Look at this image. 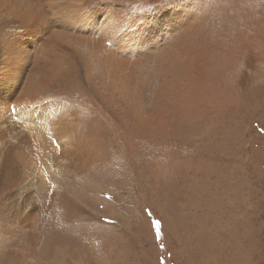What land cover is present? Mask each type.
<instances>
[{"label": "rangeland", "instance_id": "374dc122", "mask_svg": "<svg viewBox=\"0 0 264 264\" xmlns=\"http://www.w3.org/2000/svg\"><path fill=\"white\" fill-rule=\"evenodd\" d=\"M64 1L0 12V264H264V0Z\"/></svg>", "mask_w": 264, "mask_h": 264}, {"label": "bare ground", "instance_id": "6f19581e", "mask_svg": "<svg viewBox=\"0 0 264 264\" xmlns=\"http://www.w3.org/2000/svg\"><path fill=\"white\" fill-rule=\"evenodd\" d=\"M52 1V0H51ZM54 1V3H52V5H54V7L56 6V8L59 10V9H61V7L60 6H58L57 5V3H56V0H53ZM61 1H64V0H61ZM71 1H74V0H71ZM70 1V2H71ZM30 2H33V0H0V12L1 13H4L5 15H6V10H9V9H7V7H5V6H7V4L8 3H13V4H15V6H16V12H15V14H14V16H17V15H21V11H23L24 9V12H26L28 15H29V12H30V10L28 9V7L27 8H23L22 9V6L24 5V4H28V6H29V8H31V3ZM45 2V1H44ZM65 2V1H64ZM39 4H41V3H39ZM50 4V3H49ZM70 5H73V4H71V3H69ZM81 5H83V4H81ZM81 5H78V7L76 8V9H78V8H81ZM179 5V4H178ZM190 5V4H189ZM192 5V4H191ZM190 5V6H191ZM53 7V6H52ZM65 7V9L66 10H70V7L69 6H67V5H65L64 6ZM188 7V6H187ZM8 8H9V6H8ZM44 8V7H43ZM76 9H71V10H76ZM110 9V8H109ZM193 9V8H192ZM191 9V10H192ZM11 10V9H10ZM43 10V9H42ZM70 10V11H71ZM87 10V9H86ZM104 10V9H103ZM91 11V10H90ZM8 12V11H7ZM13 12V11H12ZM69 12V11H68ZM70 13H73L72 15L70 14ZM70 13H66L65 15H63V18H61V20H63L64 22H69L70 23V25H72V22L75 24V25H77L78 27H79V23L81 22V20H79L78 21V18L80 19V17L82 18V16H79L80 15V13H79V11L78 12H70ZM102 13V12H101ZM101 13H97L98 15H100ZM105 13V12H104ZM189 13H191V12H189V11H186V10H180L179 12H174L172 15H170L169 16V14L168 13H166V12H164L162 15L161 14H158V15H154L153 17L152 16H149L147 19H145V20H143L142 22V26H144V28H142L143 29V32H141L140 30L138 31V33L135 31V35H134V37L133 38H129V37H127L126 39H128L127 41H124V40H122L121 38H119L118 36H116L115 35V33H113L112 34V32H113V30H121L120 29V27H123L122 25H121V22H120V20L119 19H117V17H114V16H117V15H114V14H111L110 12H108V16H105V17H102V21L100 22V20L97 18V14H95V15H97L96 17H94L93 19H91V17H90V19H91V22L89 23V26H88V28H86V29H80L83 33H87V34H89L88 35V37L86 38L85 37V35L84 34H82V33H79V38L77 39L76 37H74V36H72V33L70 34L67 30H64V29H61V30H57L58 32H55V35L58 37V39H70L71 41H74L73 40V37L75 38V40L76 41H79L80 43H82L85 39H87V40H85L84 41V43H89V44H91V46H94L92 49H93V53L96 55V58H97V60H98V63H100V64H102V65H104L105 66V68H107V69H110L109 67H108V63H116L117 61L115 60V57L114 56H112L111 58H108L107 56H106V54H107V49L105 48V47H101L102 45H103V42H104V39H105V36H106V34L109 32V34L111 35V42H107V43H110L111 45H112V42L113 43H116V45H118V44H120V45H118V47L116 48V46L113 44L112 46H113V48L118 52V51H121L122 52V50H124V48L123 47H128L127 45H126V43L128 44V45H130L133 41H135V39H136V36L137 37H139V38H143V40L145 39V41L146 42H149L150 41V38H155V37H158V35L159 34H162L161 33V28H160V24H161V22L158 24V21H156V22H154V20H156L157 18H158V16H164V15H167L166 16V18H168L169 17V19H170V21H172V20H175L174 21V23H184V17L186 18V19H190L189 18ZM8 15H9V13H7ZM50 14H52V13H50ZM74 14H77V15H74ZM81 14H83V13H81ZM112 15V17H113V19H114V21L112 22L111 20H108L109 19V17H111V15ZM33 15V14H32ZM52 15H54V16H57L56 14H52ZM105 15H107V14H105ZM1 16V15H0ZM31 16V15H30ZM60 16V15H59ZM23 17H25V16H23ZM32 17V16H31ZM18 18V17H17ZM16 18V19H17ZM21 18V17H20ZM164 18V17H163ZM195 18V17H194ZM15 19V18H14ZM39 19V18H38ZM159 19V18H158ZM165 19V18H164ZM12 20V19H11ZM22 20H23V18H21V20H19L18 19V21L20 22H22ZM87 20V19H86ZM159 20H162V19H159ZM2 21V20H1ZM25 21H26V19H25ZM165 21V20H164ZM167 21V20H166ZM27 22V21H26ZM28 22H29V20H28ZM154 22V23H153ZM3 23V22H2ZM85 23V22H84ZM46 24V23H45ZM130 24V23H129ZM153 24V25H152ZM24 25V24H23ZM120 25V26H119ZM135 25H137V24H134V26ZM165 25V24H164ZM167 25V24H166ZM165 25V26H166ZM9 26V25H8ZM27 26V25H26ZM83 26V25H82ZM141 26V27H142ZM2 27V26H1ZM31 27V26H30ZM63 28H65L64 26H62ZM138 27V26H137ZM163 27V26H162ZM73 28V27H72ZM80 28V27H79ZM85 28V27H84ZM140 28V27H139ZM164 28V27H163ZM30 29V28H29ZM5 30V29H4ZM1 32H2V30H0ZM75 31V30H74ZM10 32V31H9ZM73 32V31H72ZM2 34V33H1ZM9 34V33H8ZM7 34V35H8ZM32 34V33H31ZM3 35V34H2ZM18 35H20V34H18ZM27 35V34H26ZM39 35V34H38ZM5 36H6V34H5ZM9 36H10V34H9ZM30 36V35H29ZM29 36H27V37H29ZM33 37V36H32ZM99 37V38H98ZM162 37H163V35H162ZM4 39H5V37H4ZM32 39V38H31ZM157 39V38H156ZM162 39V38H161ZM166 39V38H165ZM2 40V39H1ZM55 40H56V38H55ZM88 40H90V41H88ZM5 41H7V40H5ZM19 41H21V40H19ZM28 41V40H27ZM88 41V42H87ZM9 42V41H8ZM16 42H18V41H16ZM26 42V41H25ZM143 42V41H142ZM7 43V42H6ZM54 43V42H53ZM63 43V42H62ZM122 43H124V44H122ZM1 44V43H0ZM16 44H18V43H16ZM29 44V43H28ZM31 44V43H30ZM122 44V45H121ZM138 43H136V45H137ZM154 44V42L152 43V45ZM2 45V44H1ZM8 45V44H7ZM13 45V44H12ZM26 45V44H25ZM139 45V44H138ZM151 45V46H152ZM27 46V45H26ZM44 47V46H43ZM26 49V48H25ZM30 49H32V48H30ZM112 49V48H111ZM4 50H6V48L4 49ZM110 52V51H109ZM91 53V52H90ZM114 53V52H113ZM116 53V52H115ZM123 53H124V51H123ZM134 53V52H133ZM147 53V52H146ZM48 54V53H47ZM125 55V54H124ZM4 56V55H3ZM84 56H86V55H84ZM132 56V55H131ZM6 57V56H5ZM48 57V56H47ZM122 57H124V56H122ZM42 59V58H41ZM46 59V58H45ZM56 59V58H55ZM5 60V59H4ZM17 60V59H16ZM3 61V60H2ZM18 61V60H17ZM27 61V60H26ZM77 61V60H76ZM80 61V60H79ZM19 62V61H18ZM90 62V61H89ZM54 63V62H53ZM68 63V62H67ZM120 63V62H119ZM5 64V63H4ZM43 67V66H42ZM5 68V67H4ZM23 68H24V66H23ZM91 68V67H90ZM4 70V69H3ZM10 70V69H9ZM12 71V70H11ZM91 73V72H90ZM1 78V77H0ZM2 80V79H1ZM16 80V79H15ZM22 81V80H21ZM1 82V81H0ZM5 84V83H4ZM17 85V84H16ZM8 89V88H7ZM6 92H7V90H6ZM8 94V93H7ZM3 95V94H2ZM4 96V95H3ZM4 98V97H3ZM2 103L3 104H6V103H8L7 102V99L6 98H4V101H2ZM2 105V104H1ZM5 106V105H4ZM4 108V107H3ZM26 108V107H25ZM7 113V112H6ZM46 115V114H45ZM50 116V115H49ZM18 117V116H17ZM29 118H31V117H29ZM34 119V118H33ZM56 121V120H55ZM27 122V121H26ZM30 124V123H29ZM56 126V125H55ZM46 126H44V128H45ZM48 128H49V126H47ZM8 128V127H7ZM46 129V128H45ZM49 129H51V128H49ZM8 130H9V128H8ZM2 131V130H1ZM44 132H45V130H44ZM56 132V131H55ZM46 134V133H45ZM53 134H56L57 135V133H54L53 132ZM5 135V134H4ZM41 135V134H40ZM34 137V136H33ZM38 137V136H37ZM57 137V136H56ZM35 138V137H34ZM41 138H42V136H41ZM45 140V139H44ZM11 141V140H10ZM18 142V141H17ZM13 143V142H12ZM19 143V142H18ZM43 143V142H42ZM27 144V143H26ZM26 144H25V146H26ZM29 145V144H28ZM38 145V144H37ZM17 148V147H16ZM29 149V148H28ZM2 151H4V150H2ZM17 151H19V149L17 150ZM9 152V151H8ZM5 153V152H4ZM3 153V154H4ZM29 153V152H28ZM32 153V152H31ZM17 155V154H16ZM22 155V154H21ZM24 155V154H23ZM22 155V156H23ZM33 156V155H32ZM36 156H38V155H36ZM35 156V157H36ZM27 157V156H26ZM31 157V156H30ZM25 158V157H24ZM4 159H6L5 157H4ZM15 159H16V157H15ZM37 159V158H36ZM40 159V158H39ZM24 160V159H23ZM26 160V159H25ZM35 160V159H34ZM15 161V160H14ZM40 161V160H39ZM13 162V161H12ZM21 162V161H20ZM36 162V161H35ZM38 162V161H37ZM11 164V163H10ZM24 164V163H23ZM40 164V163H39ZM26 165V164H25ZM24 165V166H25ZM3 167V166H2Z\"/></svg>", "mask_w": 264, "mask_h": 264}, {"label": "snow or ice", "instance_id": "6c2138e0", "mask_svg": "<svg viewBox=\"0 0 264 264\" xmlns=\"http://www.w3.org/2000/svg\"><path fill=\"white\" fill-rule=\"evenodd\" d=\"M16 111V109H15V107H13L12 108V112H15ZM157 223V227L159 226V222H156Z\"/></svg>", "mask_w": 264, "mask_h": 264}]
</instances>
